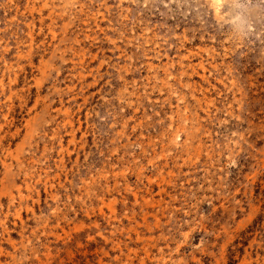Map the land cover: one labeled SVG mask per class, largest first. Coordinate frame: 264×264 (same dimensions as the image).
I'll return each instance as SVG.
<instances>
[{"label":"rangeland","instance_id":"obj_1","mask_svg":"<svg viewBox=\"0 0 264 264\" xmlns=\"http://www.w3.org/2000/svg\"><path fill=\"white\" fill-rule=\"evenodd\" d=\"M0 0V264H264V0Z\"/></svg>","mask_w":264,"mask_h":264},{"label":"clouds","instance_id":"obj_2","mask_svg":"<svg viewBox=\"0 0 264 264\" xmlns=\"http://www.w3.org/2000/svg\"><path fill=\"white\" fill-rule=\"evenodd\" d=\"M231 9L232 37L233 39H240L251 30V23L247 15L249 5L244 0H234Z\"/></svg>","mask_w":264,"mask_h":264}]
</instances>
